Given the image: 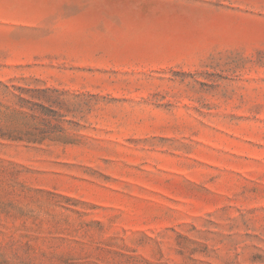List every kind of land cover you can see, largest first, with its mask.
Returning a JSON list of instances; mask_svg holds the SVG:
<instances>
[{
  "label": "rangeland",
  "instance_id": "374dc122",
  "mask_svg": "<svg viewBox=\"0 0 264 264\" xmlns=\"http://www.w3.org/2000/svg\"><path fill=\"white\" fill-rule=\"evenodd\" d=\"M0 264H264V0H0Z\"/></svg>",
  "mask_w": 264,
  "mask_h": 264
}]
</instances>
